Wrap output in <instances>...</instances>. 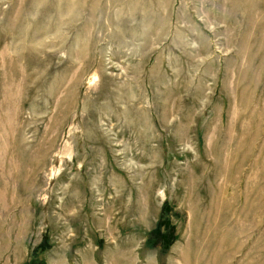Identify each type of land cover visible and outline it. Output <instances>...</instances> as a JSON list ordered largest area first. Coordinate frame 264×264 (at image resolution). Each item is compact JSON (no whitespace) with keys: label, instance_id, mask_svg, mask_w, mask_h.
I'll use <instances>...</instances> for the list:
<instances>
[{"label":"rangeland","instance_id":"obj_1","mask_svg":"<svg viewBox=\"0 0 264 264\" xmlns=\"http://www.w3.org/2000/svg\"><path fill=\"white\" fill-rule=\"evenodd\" d=\"M71 1L0 0V264H264V0Z\"/></svg>","mask_w":264,"mask_h":264},{"label":"crops","instance_id":"obj_2","mask_svg":"<svg viewBox=\"0 0 264 264\" xmlns=\"http://www.w3.org/2000/svg\"><path fill=\"white\" fill-rule=\"evenodd\" d=\"M112 1L116 2V0H112ZM112 1L111 0H106V2H105L106 6H105V14H104V19H103V25H104V27L106 29V34L102 37L101 46H103V48L107 46L109 51L115 52L117 50V48L111 42L112 39L110 38V35L113 33V29H112V27L110 25V18H111V13H112V9H113ZM124 1H128V0H122V2H124ZM156 1L158 2V0H156ZM162 1H163V4L156 11V13H157L158 19L159 20L162 19L163 20V24H164L165 16L163 17V13L166 14L167 4L170 1L169 0H162ZM71 2H72V6L70 8L71 11L69 13L62 12V14H61V20L62 21H65V18L68 19L69 17H67V16H69V15L71 16V19H73L72 16L75 15V13L78 11V8L80 9V5L81 4L78 5L79 4L78 1L72 0ZM217 3H218V1H217ZM183 9L185 10V12L187 13V15L189 17V23H191V25H193L199 31L200 34H202L204 37L208 38V32L204 30L203 25L201 23L202 22L201 19H199V17H197V16L195 17V15H194L195 13L194 14L192 13V7H191L190 1L189 0H174L173 1V6H172V9H171V12H170L168 38L166 39L164 44H162L160 47H158L159 49H165L166 51L179 49L178 48V47H180V46H178L179 40L181 38H183L184 36H185L184 38H186V40L188 38V41L191 42V35L188 32L191 31V29H193L192 26H189V28L187 30H185L181 26H179L180 25L179 21H178V23L176 22L177 21L178 11L179 10L182 11ZM90 11L94 15H96L94 13L95 10L93 9V7H92V10H90ZM128 11H129V9L127 7V4L125 6L124 5H120L118 7V12H120V15H118V17H117V19L120 21L119 27H118L119 33H122V30H124V29H122V27H123L122 24H126V20L124 19V17H125L124 12H128ZM185 25H188V24H185ZM156 30L158 31L157 32L158 34H160L162 32L163 28L161 29L160 23L157 24ZM181 31H184V32H181ZM123 35H125V33ZM79 42L81 43V45H79L78 47H80L82 49H85L86 52H88V48L86 47V44L83 45L86 42V37L80 39ZM200 47H201V45H200ZM140 49H141L140 47H137L135 51L138 52ZM179 52H181V51H179ZM113 57H114L113 55H110L108 58H109L110 61L111 60L113 61V60H115V59H113ZM178 57H179V59L181 61L185 60L184 57H182L181 53L178 55ZM165 58H166L165 56H162L161 57V61L159 62V64L161 65V68H162V70L165 73H169V71L167 72V60H165ZM133 60H136V62H141L140 65H142V61H143L142 58L139 59L137 57V58H135ZM148 63L146 64V66L148 65ZM151 118L155 119L153 115H151ZM154 125H156V124H154ZM155 130L158 132L159 129L157 128ZM162 145H164V142H162Z\"/></svg>","mask_w":264,"mask_h":264},{"label":"trees","instance_id":"obj_3","mask_svg":"<svg viewBox=\"0 0 264 264\" xmlns=\"http://www.w3.org/2000/svg\"><path fill=\"white\" fill-rule=\"evenodd\" d=\"M169 209H170L169 204L165 203L163 205L162 215H164V213L166 214ZM166 225L167 224H166L165 220L161 221L159 223L158 227L148 234L147 242H148V244L151 247H159V248H162L163 250H169L170 247L176 242L177 237L175 236V227L171 226L169 228V231L164 233L163 232V226H166ZM37 252H38L37 249L34 250V252H33L34 255L33 256H36ZM27 264H36V262L35 261H31V262H29ZM39 264H45V263L44 262H40Z\"/></svg>","mask_w":264,"mask_h":264}]
</instances>
